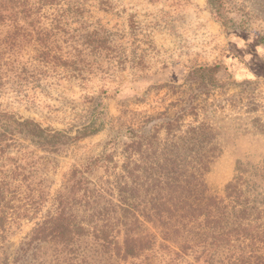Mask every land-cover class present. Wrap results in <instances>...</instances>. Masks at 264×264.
Returning a JSON list of instances; mask_svg holds the SVG:
<instances>
[{"label":"trees","instance_id":"16d2710c","mask_svg":"<svg viewBox=\"0 0 264 264\" xmlns=\"http://www.w3.org/2000/svg\"><path fill=\"white\" fill-rule=\"evenodd\" d=\"M208 2L216 9L212 13L223 9L221 0ZM88 4L0 0V89L12 80L21 92L30 83L27 77H38L39 70L32 71L24 61L28 49L42 64L66 65L55 41L85 16ZM221 69L220 64H198L189 79L207 94L223 85ZM196 108L189 104L173 115L169 110L147 115L138 129L125 132L122 146L116 135L103 155L86 168H74L22 251L45 244L72 252L90 235L95 250L120 261L163 250L169 264H264V158L257 164L238 160L223 193H210L205 176L221 152L216 132L202 123L178 134L181 121L196 114ZM99 130L88 124L73 135L0 111V244L12 227L36 219L48 202L47 192L39 187L43 156L38 152L58 154L70 142ZM111 164L121 172L114 181H105V187L94 173L99 167L109 171Z\"/></svg>","mask_w":264,"mask_h":264},{"label":"rangeland","instance_id":"374dc122","mask_svg":"<svg viewBox=\"0 0 264 264\" xmlns=\"http://www.w3.org/2000/svg\"><path fill=\"white\" fill-rule=\"evenodd\" d=\"M221 2L223 9L212 13L216 9L208 0H89L85 16L55 41L66 65L42 64L28 49L24 61L39 70L38 77H27L30 83L21 92L12 80L0 89V111L73 135L88 124L100 130L58 154L38 152L43 156L39 187L48 202L36 219L23 220L7 233L0 264H169L163 250L127 261L109 258L95 250L90 235L72 252L45 244L22 251L71 171L103 155L116 135L122 146L125 132L138 129L147 115L165 110L173 115L183 105H196V114L181 121L178 134L202 123L216 132L221 152L205 176L210 193H223L238 160L257 164L264 158V0ZM198 64H220L223 85L200 93L189 79ZM120 172L111 164L109 171L99 167L94 177L107 187L105 181Z\"/></svg>","mask_w":264,"mask_h":264}]
</instances>
